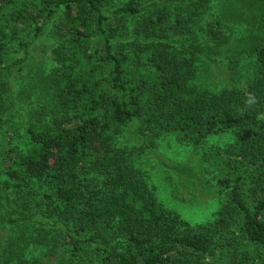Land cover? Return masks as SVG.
Segmentation results:
<instances>
[{
	"label": "trees",
	"instance_id": "obj_1",
	"mask_svg": "<svg viewBox=\"0 0 264 264\" xmlns=\"http://www.w3.org/2000/svg\"><path fill=\"white\" fill-rule=\"evenodd\" d=\"M215 1L0 0V226L15 230L0 264H264V0L226 3L242 11L255 63L243 87L216 94L195 83L201 61L232 62L207 55L227 42ZM43 38L54 68L36 73ZM130 126L194 150L230 134L209 156L211 220L160 204L120 144Z\"/></svg>",
	"mask_w": 264,
	"mask_h": 264
},
{
	"label": "rangeland",
	"instance_id": "obj_2",
	"mask_svg": "<svg viewBox=\"0 0 264 264\" xmlns=\"http://www.w3.org/2000/svg\"><path fill=\"white\" fill-rule=\"evenodd\" d=\"M113 1L124 3L128 0ZM227 2L228 0H216L213 12L210 14L213 15V18L217 17L216 19L225 21L224 30L227 34V42L223 45H212L207 50V55L232 62L210 64L203 60L200 62L195 78L199 89L214 94L225 89L243 87L252 79L255 63V57L248 53L251 49L250 44H247L250 33L248 24L240 21L241 9L234 13L227 12L228 8L233 10L232 5L228 4L227 7ZM228 14L229 16H227ZM51 46L50 38H43L31 51L30 56L34 62L33 68L36 73L39 71L48 72L54 68L50 56ZM28 66L29 62L26 63V70H28ZM29 88H31V83L28 76H25L24 83L15 89L16 93L13 97V112L16 115H22L24 106L19 93ZM134 128L130 126L125 130L120 138V144L134 154L136 166L150 176L160 204L175 211L191 224H203L211 220L217 214L221 201L218 195H208L212 191L210 187H214L217 182L213 175L215 167L209 156L213 150L222 149L229 142L230 134L215 135L201 149L194 150L191 146L178 144L171 136L152 145ZM2 144L3 141L0 137V146ZM166 164H176L178 167H182L183 171L186 170L192 175L196 174L199 178L177 177L171 168L166 167ZM178 167L177 169L182 173ZM14 233L15 230L9 226H0V249ZM39 253L42 254V251L39 250L38 253L34 252L28 255V259H38Z\"/></svg>",
	"mask_w": 264,
	"mask_h": 264
}]
</instances>
